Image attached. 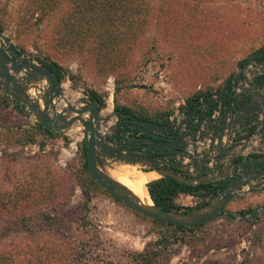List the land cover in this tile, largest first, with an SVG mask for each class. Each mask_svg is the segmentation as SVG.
I'll use <instances>...</instances> for the list:
<instances>
[{"label": "rangeland", "instance_id": "374dc122", "mask_svg": "<svg viewBox=\"0 0 264 264\" xmlns=\"http://www.w3.org/2000/svg\"><path fill=\"white\" fill-rule=\"evenodd\" d=\"M72 3L64 0L44 15L31 14L28 0H0L2 30L22 53L62 66L58 108L94 90L105 100L101 114L109 111L110 126L117 122L115 104L175 118L189 98L222 87L241 61L264 46V0H133L120 9L128 17L102 25L115 49L82 42L79 31L88 26L78 22ZM58 30L66 43L59 44ZM29 93L36 97L33 89ZM34 122L0 106V264H11L4 260L11 255L23 264H264V213L247 221L219 217L183 231L143 218L87 183L82 125L51 138L31 130ZM30 134L34 143L26 139ZM114 163L106 160L103 167ZM16 184L38 189L30 205L10 206ZM199 202L191 195L176 199L183 207ZM263 205L260 191L226 208L247 215Z\"/></svg>", "mask_w": 264, "mask_h": 264}, {"label": "water", "instance_id": "95a60500", "mask_svg": "<svg viewBox=\"0 0 264 264\" xmlns=\"http://www.w3.org/2000/svg\"><path fill=\"white\" fill-rule=\"evenodd\" d=\"M263 54L264 46L253 52L250 58H256ZM43 81L47 82L45 88L40 86ZM0 87L16 102L25 117L34 118L35 122L53 133L66 131L76 123L82 125L87 168L93 180L98 186L108 190L115 198L140 214L171 223L174 226H190L203 224L219 217L247 221L255 215L264 213V205L252 210L247 215L226 208L227 204L235 198L264 191V171L262 170L264 168L261 166L264 164V154L261 157H252L254 163L261 164L257 166L258 170L248 173L242 171L238 174L235 169L234 174L231 175L230 163L239 155L219 156L215 166H209L211 150L202 151L200 158H197V153L196 156H193L187 150L188 142L185 140L183 132L180 131V127L171 120L160 123L139 118L130 113H123V116H127L130 122L129 130L125 132L116 129L118 119L122 115L115 112L117 122L104 131L102 128L106 126L110 117L102 116V108L94 97L88 95L79 98L75 104L67 103L61 108L56 106V102L63 98L62 81L59 76L46 65L40 64L22 53L21 49L4 34L1 26ZM30 89L34 90L36 97L29 93ZM247 98L248 96H241L237 100L232 99V101L235 105H239ZM251 109L253 108L250 100L245 111L248 112ZM226 110L222 111L221 118ZM261 110L258 108L251 111L257 116ZM135 140H145L148 143L147 149H143V145L131 149ZM219 146L222 148L221 144ZM132 151H139L141 155L145 154V156L149 152L168 151V154L153 157L149 162L127 161L129 157L127 153ZM177 156L179 158L188 157L190 162L183 163L178 160ZM160 158L163 159L165 166H157ZM246 158L238 160L237 165H242L247 160ZM106 160L111 163L122 161L138 164L158 172L160 177L171 176L188 184L229 180L225 187L208 203L190 210H171L162 208L153 201L151 205L141 203L124 185L103 171ZM190 166L198 167L200 170L192 175L189 172ZM255 166L253 165V168ZM215 169H218L217 176H210ZM198 173L203 174L198 175Z\"/></svg>", "mask_w": 264, "mask_h": 264}, {"label": "trees", "instance_id": "16d2710c", "mask_svg": "<svg viewBox=\"0 0 264 264\" xmlns=\"http://www.w3.org/2000/svg\"><path fill=\"white\" fill-rule=\"evenodd\" d=\"M64 1V0H28L27 7L31 12V14L34 13H40L44 15H48L52 13L53 11H56L59 4ZM74 3H72L73 7L71 10H73V13L77 14L76 18L78 19V22L82 21L83 23L87 24V28L85 31H79L80 33V39L82 42H88V43H94L98 46H107V48L110 49H115L116 44L111 42L112 36L109 30L103 29L102 25L106 22H114L113 19L115 17H123L126 18L128 17L126 13L122 12L120 9L121 8H128L127 3L132 2L133 0H73ZM138 2V1H137ZM104 9H107L108 11H103ZM34 12V13H33ZM106 14V17L105 14ZM119 14V15H117ZM65 17L61 16L60 18V23L61 20H63ZM248 20L243 17L241 20V23L243 25H248ZM63 24V23H62ZM111 25V24H110ZM1 28L3 29V26L0 23ZM246 26H243V29ZM60 29V28H59ZM61 33L60 30H58V42L60 43H66L67 38H65V34L62 33V38H61ZM105 33V36H102ZM240 33V30H239ZM117 37V35H116ZM101 39H104L101 41ZM98 41V42H97ZM109 44L111 46H109ZM129 47V46H128ZM126 47V48H128ZM106 49V48H102ZM33 59L36 60L38 63L46 65L49 67L52 71H54L59 78L62 80L65 77V73L63 71L62 66L57 63L56 61L52 60H46L45 58H40L39 56H33ZM242 63V61L240 62ZM68 77H70L68 75ZM230 77L228 80L225 82V84L222 86L224 87L230 80ZM222 87L218 89H213L216 91H219ZM213 90H199L194 96L189 98L184 104L188 105V107L191 109L199 100L200 97L206 96L210 94ZM88 95L94 97L99 106L102 108L105 105V100L103 96L99 93H97L94 90L88 91ZM183 104V106H184ZM0 106L3 107H8L11 106L14 110H16L19 114H22V111L20 110L19 106L16 104V102L6 95V93H3V95H0ZM182 106V107H183ZM114 111L116 113H122V112H127L130 113L133 116H137L139 118L151 120V121H156V122H165L169 121V114H165L162 117H152L146 114H139L135 113L130 107L120 105V104H115L114 105ZM31 130H35L39 133L44 134L47 137H59L61 134L59 133H53L49 131L48 129L44 128L41 124L34 122L31 124ZM28 131L21 130V135L27 134ZM27 141L34 143V137L33 134H30L26 136ZM82 155L84 157L83 160V168L85 172V178L87 180V183L91 185L92 187L102 189L106 193H108L115 201L122 203L119 199L115 198L110 192L104 188H101L96 184V182L93 180L92 176L90 175L88 168H87V162H86V154H85V146L84 143L81 148ZM241 158L237 159L240 160ZM227 184V181H219V182H207V183H198V184H188L185 182L178 181L177 179L171 177V176H164V177H159L157 179L151 180L147 183V191L149 193L150 198L152 201L166 209H171V210H190L197 208L201 205H204L209 202V199L215 196L218 192H220L225 185ZM81 186L84 190V183H81ZM13 190H16L15 195L12 199L8 200L10 202V206H18V207H26L30 205L32 200H34L35 196L39 193L38 189L35 188V186H25L22 184H16V187H12ZM85 194L87 192L84 190ZM89 195V194H88ZM87 195V196H88ZM185 195H191L193 197L201 198V202L196 204L195 206H180L176 203V199L179 196H185ZM89 196L87 200H89ZM124 204V203H123ZM126 205V204H124ZM128 206V205H127ZM84 209L87 210L86 202L84 204ZM250 211V208H245L242 210L243 212ZM137 212V211H136ZM138 213V212H137ZM140 216L146 219H150L152 221L158 222L160 224H164L166 226H171L179 231L187 230V229H192V228H200L203 227L206 223L203 224H198V225H190V226H174L171 223L159 220V219H154L150 218L146 215L138 213ZM87 217V215H85ZM139 257L145 258L146 253H139ZM9 259H4L6 261H11V264L14 262H17L18 264H23L25 261L22 263L18 262L19 260H14L13 255H11ZM1 261V259H0ZM3 261V260H2Z\"/></svg>", "mask_w": 264, "mask_h": 264}, {"label": "built area", "instance_id": "2783aa9c", "mask_svg": "<svg viewBox=\"0 0 264 264\" xmlns=\"http://www.w3.org/2000/svg\"><path fill=\"white\" fill-rule=\"evenodd\" d=\"M223 88V91L213 90L200 97L191 109L184 104L179 114L189 113L188 116L181 118L178 114L175 118H170L180 127L188 142L187 150L193 156L197 153V158H200L202 151L211 150L209 166L213 162L216 164L219 156L239 155L236 158H246L252 153L264 154V57L249 56L242 61ZM241 96L248 98L235 105L232 99L237 100ZM250 100L251 110L262 109L257 116L251 110L245 111ZM223 110L226 111L221 118ZM257 139H261V147L252 146V142ZM177 158L183 163L190 162L188 157ZM197 169L190 166L189 172L193 174Z\"/></svg>", "mask_w": 264, "mask_h": 264}, {"label": "bare ground", "instance_id": "6f19581e", "mask_svg": "<svg viewBox=\"0 0 264 264\" xmlns=\"http://www.w3.org/2000/svg\"><path fill=\"white\" fill-rule=\"evenodd\" d=\"M31 90L32 89H30L29 92ZM106 111L108 112L107 116H109V111L108 110ZM109 121L106 122L105 127L103 126L102 129L104 131L108 130L110 126ZM235 162L236 160L233 162V165L235 164ZM233 165L231 164V167ZM211 166L214 167L215 163L213 162ZM103 171H105L106 174L114 178L120 184L124 185L132 194H134L138 198V200L141 203L147 204V205L152 204V199L149 196L146 185L149 181L154 180L157 177H160V174L158 172L154 170H146V169H143L138 164H130L126 162H116L111 168H104ZM202 174L203 173H198V175H202Z\"/></svg>", "mask_w": 264, "mask_h": 264}, {"label": "flooded vegetation", "instance_id": "af4514ba", "mask_svg": "<svg viewBox=\"0 0 264 264\" xmlns=\"http://www.w3.org/2000/svg\"><path fill=\"white\" fill-rule=\"evenodd\" d=\"M258 57H264V54L263 55H259ZM123 113H127V112L119 113L122 116L118 119V124H117L116 129L118 131H125V132H127L129 130V124H130V122L128 121V117L127 116H123ZM166 122L167 121L160 122V123H166ZM129 134H131V133H129ZM147 144L148 143L145 140H140V141L139 140H135V143L132 145L131 149H133L135 147H139L140 145H143V149L146 150L147 149ZM127 154H129V157L127 158V161L136 162L137 160H143L145 162H149L150 160H152L151 158H153V157L167 155L168 154V151L158 152V153L149 152L147 156H145V154L141 155L139 153V151H132V152H128ZM252 159L246 160L243 163V166H244L243 167V171H246V173L253 172V171L258 170V167L257 166H255L253 168V164L254 163H252V162L254 160H252ZM161 160L162 159L160 158L159 159V162H157V166H165V164ZM237 162H238V160L236 159V162L235 163H237ZM231 164L233 165V163H231ZM233 166H235V165H233ZM262 168H264V165H262Z\"/></svg>", "mask_w": 264, "mask_h": 264}, {"label": "crops", "instance_id": "0c3cea01", "mask_svg": "<svg viewBox=\"0 0 264 264\" xmlns=\"http://www.w3.org/2000/svg\"><path fill=\"white\" fill-rule=\"evenodd\" d=\"M224 89V88H223ZM223 89H222V91H223ZM188 114L189 113H183V115H181V114H179L180 116H181V118H184V117H186V116H188ZM75 126V125H74ZM76 128H79V125L77 124L76 126H75ZM262 139H264V138H262ZM260 142H261V139H257V141H254V142H252V146H258V147H261L263 144H260ZM261 156H263L261 153H252L249 157L250 158H246L247 160H249V159H252V157H261ZM213 162V161H212ZM252 163H254V161L252 162ZM235 165V167L234 166H232L231 168H229V171H230V174L232 175V174H234V170L236 169L237 171V173L239 174L241 171H243V164L242 165H237V163H235L234 164ZM253 165H256V166H259V165H261V164H258V163H254ZM264 165V164H263ZM226 166V165H225ZM224 166V167H225ZM262 166V165H261ZM222 168V167H221ZM198 169H200V168H198ZM197 169V172L199 171ZM218 171V169H215L212 173H211V175L210 176H217V172ZM263 171H264V169H263ZM227 181V180H226Z\"/></svg>", "mask_w": 264, "mask_h": 264}]
</instances>
